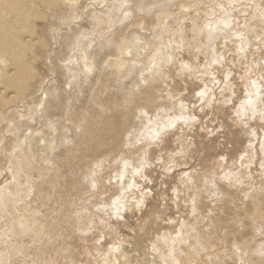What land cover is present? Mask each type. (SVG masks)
I'll return each mask as SVG.
<instances>
[{
  "label": "bare ground",
  "instance_id": "1",
  "mask_svg": "<svg viewBox=\"0 0 264 264\" xmlns=\"http://www.w3.org/2000/svg\"><path fill=\"white\" fill-rule=\"evenodd\" d=\"M221 20L230 21L229 28L210 35L206 25ZM142 27L149 30L147 38L142 35L146 32L139 31ZM231 43L239 46L236 54L246 57L249 65L254 56H262L264 0H0V59L6 62L0 66V130L6 124L5 132L15 136L14 151L22 147L18 154L6 159H12L14 166L24 170L20 177L0 187V248H8L0 253V264H13L24 251L32 261L46 260L54 247L45 246H54V242L66 237L62 234L66 227L81 239L91 234L92 216L83 211L86 207L76 208L65 219L62 211L53 209L51 214L45 213L46 209L30 210L32 195L53 202L49 201L53 191L63 183L68 184L73 196L105 187L110 190L98 196L97 205L112 204L119 198L126 208L129 194L139 188L132 170L139 166L142 157L149 163L150 145L161 144V139L181 125H191L190 116L170 113L171 108L176 112L181 109L180 103L171 101L173 96L165 88L168 81L172 83L169 77L176 76L184 86L190 80L186 77L198 74L203 87L196 89L201 88L194 95L195 100L206 105L204 108L220 102L228 110L235 99L233 89L237 83H230L226 74V89L220 101L214 96L220 82L216 83L217 90L208 86L214 85L211 70L221 67L230 57L227 44ZM220 46L226 49L220 51ZM109 55L114 57L113 64L104 62ZM213 59L218 63L213 64ZM261 64L264 68L262 61ZM248 84L249 90L232 112L249 129L248 146L231 167H227L225 159L217 161L216 171H207L198 187L193 186L195 179L192 175L189 178V172L184 174L181 180L194 189L191 220L182 222L175 235L168 232L156 238L157 264H264V101L259 94L253 114L245 102L259 86L256 81L249 80ZM200 92H205L203 98L198 95ZM40 105L48 108L43 109V117H55L56 123L36 120L34 125L39 129H32L33 124H18L20 118L16 114L31 113V121ZM129 116L133 118L132 127L118 140L121 143L117 156L107 161L113 154L110 149L104 158L90 162L89 171L72 169L70 178L63 177L64 162L59 159L64 158V153L73 156L83 150L89 154L88 148L82 146L100 140L105 121H110L111 136L117 127L115 121L124 126ZM173 121L175 126L165 127L156 141L149 139L154 131L159 132ZM35 131L40 134L38 137H33L36 133L31 136ZM179 134L181 137L182 132ZM13 135L3 137L0 143L9 142ZM110 139L116 140L112 136ZM126 161L131 167L125 168ZM106 170L109 180L99 183L102 179L98 173L105 174ZM4 174L8 178L9 173ZM130 183L134 187L128 190ZM44 187L51 190L47 192ZM53 218L57 221L52 224ZM50 225L53 229L48 234ZM42 245L44 248L39 249ZM164 248L158 257L157 251Z\"/></svg>",
  "mask_w": 264,
  "mask_h": 264
},
{
  "label": "rangeland",
  "instance_id": "2",
  "mask_svg": "<svg viewBox=\"0 0 264 264\" xmlns=\"http://www.w3.org/2000/svg\"><path fill=\"white\" fill-rule=\"evenodd\" d=\"M73 26H76V24H74ZM141 29H139L140 33L142 34L146 32V35L142 34L146 37L149 33L148 28L142 27ZM146 30H148V32ZM227 47L230 50V52H228V56L230 55V57L228 58L229 60L227 59L226 62L221 65V67L211 70L212 73H214L212 75V84L214 85L210 84L208 87H210V89L212 90L213 88L217 90L216 83L220 82V85H218V90L215 91L214 94V96L218 98V100H216L220 101L219 99L226 89V83L224 82L226 74H229L228 76L230 83H237L236 88L238 86L242 89V91L241 89L238 90L239 93L241 92V96H244L246 90H249V80L256 81V84H258L259 86V94L260 96H262V100L264 101V68H262L261 64V61L262 63H264V51L262 52L263 57L261 56L260 58H257L256 56H252L253 58L250 59L251 63L249 65L246 57L238 55L239 46L236 43L227 44ZM219 48L220 51L226 49L225 46H220ZM138 51L143 52L144 50L139 49ZM108 54L112 53L109 52ZM233 58L235 59L233 60ZM113 60L114 57L109 55L104 60V62L106 64H113ZM225 65H228L229 67ZM111 66L113 67V65ZM177 73L178 71L176 72V74ZM260 75L262 76L261 79H259ZM195 76H198V74L193 75L192 77H186L190 80L189 83L184 86L177 81L178 79L176 78V76L171 75V77H169L172 80V83H169L168 81V83L166 84H169V86L165 88L167 89V92L172 94L173 96V100L171 101H177V105L178 103H180L179 108L181 109L176 112L174 108H171L170 113L173 112L174 115H176L181 112L190 117H196V120L193 121L191 119L190 127H186L185 125L179 126L180 128L177 131H174L165 136V138L161 139V144L155 143L156 145H150L148 152L150 150L152 151H150L148 161L151 167L147 168V170L144 171L145 174H143V176L147 177V179H144L141 176L135 177V179L137 181L139 180L140 182L139 183L136 181L139 188L135 189L137 192H133V195L129 194V197L127 198V207L121 214L122 219H117L113 216V208L111 202L105 203V206L97 205L99 203L98 196L103 193L106 194L110 190L109 188L106 189L104 187L102 190L97 191L93 189L92 192L89 191L86 195L83 193V191H81V193L77 192V196H73L72 192H69L67 188L68 184L66 185L65 183H63L60 184V186L57 185L59 189L56 186V190L53 191V199L49 200L53 201L54 204H52L53 202L44 200L42 201L38 198L37 194H35L34 197H32V195L30 198L31 200H29L30 205L32 204L30 210L36 208H40L43 210L46 209L45 213H47L48 211L51 213L53 209L57 213L59 211H62V217L65 216V219L69 218L72 215L71 213H73L76 208L86 207V209H83V211H85L86 213L88 212L92 216V222L89 226V228L91 229V234H89L90 236H88L87 238L81 239L79 235L74 234L72 231V233L69 232V229L66 227L62 231V234H64V236L66 237L61 238L60 241L58 239V241L54 242V246H52L53 244L50 246H45L47 247V249H53L54 247L53 250L49 251V255L47 256L48 258H46V260L41 258L40 261H32L27 257V255H29L27 251H24V255L23 253H21L19 256H17V258L14 259L13 264H27V262L28 264H117V262H119L120 264H150L152 262H155L154 243L156 238L160 237L162 233L168 232L172 234L174 233L175 235L182 222L185 223L191 220L189 218V211L191 206L190 202L194 197V189L185 186V182L181 180L184 174L189 172V178L192 175L195 179V184H193V186L198 187L200 186L199 184L203 182L202 179L208 172L216 171L214 168H216L215 163L217 161L225 159L228 165H226L227 167H231V164H233L235 160L239 161L237 159L238 156L243 153L245 147L248 146L250 141L248 135L249 129L245 128L239 121H237L234 114L232 113L233 108L237 107L238 102L242 97L240 98V96H238L239 94H237L236 96L235 90L233 89L236 99L233 101V103L228 105V110L223 107V104L220 105V102H214L215 106L210 105L209 108H204V106L206 105L200 104V102H197L194 98L196 92L203 87L199 79L200 77L198 76L197 78H195ZM98 82L99 81H97L96 83L98 84ZM192 83H196L195 87L192 86ZM200 85L201 88L196 91V89ZM172 90L173 93H171ZM35 98H38V93L35 94ZM167 99L168 97L166 98V100ZM44 108L46 107L40 105V109L38 110V112L34 113L37 115L35 116V118H32L31 121H29L28 119V117L32 116L31 113L24 112L22 114H16V117L20 118L18 124L23 125V123H28L27 126L33 124L32 129H39V126L37 125L38 122L36 124L37 126L34 125V123H36V120L41 122L45 121L50 124L56 123L55 117H49V119L47 117H43ZM47 109L48 108H46V110ZM129 113L130 111H128L127 114L129 115ZM50 119H52V121ZM131 120H133V118L129 116L124 126L115 121L117 127L114 131V135L111 136L117 141H113L110 139L111 136L108 134V132L112 128L109 126L110 121H105L106 129L100 130V132L103 133V136L100 138V140L97 142L88 141L82 146L84 147V149L88 148L89 154L85 153L86 151L83 152V150L78 153H73V156H71L70 154L66 155V153H64V158L62 157L59 159L60 161L64 162V165H62L61 168L63 167L66 170L65 171L63 169V177L66 176L70 178L69 176L71 173L69 172L72 169H75L76 172L79 168V170L82 172L89 171L88 165L90 164V162H97L99 161V159L104 158L105 155H108L107 152L110 149L112 150L113 154L109 158H106V160L108 161L110 158L117 156V151H119L121 143H119L118 140L122 135H125V132H127L130 127H132L130 123L133 122ZM13 122L14 118L11 125H14ZM4 124L5 123L2 121V125ZM26 124H24L23 126L25 127ZM6 129L7 125L5 124L3 130H0L1 135H3L0 136V139L2 140L5 136L7 137L9 135H13L12 132H5ZM180 132H182L181 137L179 134ZM34 133H36L35 136L33 135ZM32 135L33 137H38L40 134L38 133V131H35L31 134V136ZM13 137L10 138L9 142L6 141V143H4V141H2L0 143V174L3 175V177H0V187L9 184L12 181V178L15 179L14 177H20V173L24 171L23 168L14 166L11 162L12 159L8 160L22 150L21 147L19 150H15L16 152L14 151L16 143L15 136L13 135ZM26 137L29 138L30 136L27 135ZM34 139L36 140V138ZM113 142H115V144H113ZM108 143H110L111 146H106V144ZM23 145H26L25 142ZM97 145L102 146L98 148ZM151 146L153 147L151 148ZM76 148L77 147H75L74 149ZM13 151L14 153H12ZM179 151H182L181 154L179 153ZM115 153L117 154L114 155ZM176 153H179V155H176ZM124 156L125 154H122L121 158H123ZM130 156L132 158H130ZM130 156H128V158L132 160L133 156ZM65 164L69 165L67 166ZM220 166L219 168L222 169L223 166ZM168 168H170V170L165 171V169ZM220 169L218 170L220 171ZM15 171H17V173ZM107 171L108 170L105 171V174L103 172L98 173L100 179H102L99 180V183L103 181L107 182L109 180L110 175L106 173ZM4 173H9L8 178L5 177L6 175ZM29 177L31 176L29 175ZM44 190L48 192L49 190H51V188L44 187ZM143 193L148 194L143 196V206L137 209L136 202H138V199H141V195ZM61 201H63L64 204ZM63 211L66 215L63 213ZM262 213H264V211ZM50 220L52 221V224L54 221H57V219L54 218ZM35 223L38 222L35 221ZM51 227L49 229L50 231L47 230L49 231V233L47 232L48 234H50L53 229V227ZM43 246L44 245H42L41 248L40 246L38 247L39 249H42L44 248ZM1 248L0 253H4L5 251L2 250L6 249L7 251L8 249L7 247H3L2 249ZM45 250L43 251L44 253H46ZM165 250L166 249L164 248L163 251H157V256H162L161 254L164 253ZM31 251L33 252L32 249ZM38 252L41 254V251ZM26 253L27 255H25ZM37 253L36 256L40 258L41 255ZM157 262H155L154 264H157Z\"/></svg>",
  "mask_w": 264,
  "mask_h": 264
},
{
  "label": "clouds",
  "instance_id": "3",
  "mask_svg": "<svg viewBox=\"0 0 264 264\" xmlns=\"http://www.w3.org/2000/svg\"><path fill=\"white\" fill-rule=\"evenodd\" d=\"M230 23L231 22L228 21V20H221V21H218L217 24H213V25H210V26L206 25V27L209 28V34L211 35L212 33L216 32V31H220L222 29L229 28ZM221 26H222V28H221ZM5 63L6 62L3 59H0V66L4 65ZM212 63L216 64V63H218V61L216 59H213ZM225 79H227V78H225ZM253 87L256 88V85L253 84ZM198 95L203 98L205 96V92H200V93H198ZM253 97H255V99ZM259 99H260V97H259V89L257 88L256 92L250 94V98L245 102L247 107L252 110L253 114L256 113V103H257V101ZM209 103H211V101H209ZM262 115H264V113H262ZM191 119L193 121H195L196 117H191ZM174 126H175V122L174 121L168 123L166 126H162L160 128V131L159 132H155L154 131L151 134V136L149 137V139L152 140V141H156L157 138L159 137L160 133L165 130V127L172 128ZM139 143H140V141L137 140V144H139ZM176 155H179V153H176ZM124 166H125V168L131 167V165L127 161L125 162ZM149 167H151V165L142 157L141 160H140L139 166L132 170V175L133 176H141L142 178L147 179V177L143 176V172H144V170L146 168H149ZM168 170H170V168L165 169V171H168ZM120 179L121 180L124 179L123 173L121 174ZM133 187H134V185L130 183L128 185V190L132 189ZM93 188H95V184H93ZM147 194L148 193H143L141 195V199L138 202H136V208L137 209H139V208H141L143 206V203H144L143 196L147 195ZM112 208H113V216L115 218H117V219H122L120 214L125 211L124 203H122L120 201V199L117 198L116 200L112 201ZM114 251H115V249H114Z\"/></svg>",
  "mask_w": 264,
  "mask_h": 264
},
{
  "label": "flooded vegetation",
  "instance_id": "4",
  "mask_svg": "<svg viewBox=\"0 0 264 264\" xmlns=\"http://www.w3.org/2000/svg\"><path fill=\"white\" fill-rule=\"evenodd\" d=\"M236 89H237V90H236ZM240 89H241V88H239L238 86H237V88L234 89V90H235V93H236V96H237V94H239L238 96L241 97V95H242L241 92H240V93L238 92V90H240ZM241 91H242V89H241ZM240 94H241V95H240ZM235 99H236V98H235ZM235 99H234V100H235Z\"/></svg>",
  "mask_w": 264,
  "mask_h": 264
},
{
  "label": "crops",
  "instance_id": "5",
  "mask_svg": "<svg viewBox=\"0 0 264 264\" xmlns=\"http://www.w3.org/2000/svg\"><path fill=\"white\" fill-rule=\"evenodd\" d=\"M160 144V143H159Z\"/></svg>",
  "mask_w": 264,
  "mask_h": 264
}]
</instances>
